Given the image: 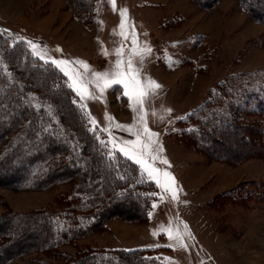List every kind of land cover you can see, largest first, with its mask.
<instances>
[{
    "label": "rangeland",
    "instance_id": "1",
    "mask_svg": "<svg viewBox=\"0 0 264 264\" xmlns=\"http://www.w3.org/2000/svg\"><path fill=\"white\" fill-rule=\"evenodd\" d=\"M94 10L88 25L66 0H0V32L14 33L35 57L67 73L91 128L111 153H120L113 145L134 141L146 126L157 157L150 166L174 177L178 195L173 199L135 163L158 188L147 222L115 218L106 230L61 250L161 249L165 264H264V159L236 166L211 161L170 135L225 76L264 67V25L252 21L236 0H223L211 11L190 0H97ZM118 61L125 72L131 61L145 87L149 81L160 86L148 91L142 111L132 110L123 84L105 88L106 78H96L111 77ZM237 186L249 194L248 203L215 204L216 196ZM70 191V185L2 189L0 215L62 210L60 197ZM34 258L16 264H33Z\"/></svg>",
    "mask_w": 264,
    "mask_h": 264
},
{
    "label": "trees",
    "instance_id": "2",
    "mask_svg": "<svg viewBox=\"0 0 264 264\" xmlns=\"http://www.w3.org/2000/svg\"><path fill=\"white\" fill-rule=\"evenodd\" d=\"M66 1L76 17L91 24L97 0ZM190 1L211 11L223 0ZM236 1L264 25V0ZM170 135L211 161L236 166L264 159V69L225 76ZM57 185L71 186L60 197L62 210L0 215V264L28 255L36 257L33 264H165L161 249L61 250L106 230L115 218L147 222L158 188L138 165L100 141L65 75L35 57L25 40L2 31L0 190ZM239 186L213 201L248 203L249 194Z\"/></svg>",
    "mask_w": 264,
    "mask_h": 264
},
{
    "label": "snow or ice",
    "instance_id": "3",
    "mask_svg": "<svg viewBox=\"0 0 264 264\" xmlns=\"http://www.w3.org/2000/svg\"><path fill=\"white\" fill-rule=\"evenodd\" d=\"M122 15V23H121V29L124 28V22L123 17L125 13H121ZM36 45H32L33 50L36 49ZM43 58V57H41ZM51 63L56 64L59 66V64L64 63L63 61L57 62V61H51ZM116 68L118 69L115 73L111 75V77H108V74H104V76H100L97 74V80L99 79H105V88L110 87L112 85L116 84H123L124 88L126 89L125 95L128 96L129 100L131 101L132 110L135 112L137 110V107L139 106L142 111V105L144 102V99L146 98L148 91L152 90L153 92L159 89V85L155 84L153 82H148V87H145V85L138 79L137 70L132 67L131 61L128 63V69L127 72H125L121 68V62L118 61ZM67 75V73H65ZM101 92L104 91V88L100 89ZM81 91H86V89L83 88L82 82H81ZM138 119L141 121L142 124L145 123V115H140ZM127 131L129 134L132 133L131 128H127ZM135 140L131 142H123L118 149H116V145L114 144L113 147L115 150H118L121 154H123L126 158L132 160L134 163L141 166L142 170L147 173V175L154 179L157 186L161 187L164 192H170L173 199L177 198L178 192L174 187L175 181L174 177H172L167 172H161L159 169L150 166V164H153L157 157L155 155L151 154V143L150 139L152 134L149 132L148 128L145 126L143 127L142 131H138L135 134ZM143 137H148L147 140L142 139ZM148 157V162H146L145 157ZM163 163H167L166 160L162 161ZM161 177H163V182H161ZM155 207V205H154Z\"/></svg>",
    "mask_w": 264,
    "mask_h": 264
},
{
    "label": "crops",
    "instance_id": "4",
    "mask_svg": "<svg viewBox=\"0 0 264 264\" xmlns=\"http://www.w3.org/2000/svg\"><path fill=\"white\" fill-rule=\"evenodd\" d=\"M192 65H194V63H192ZM260 69H264V67H262V68H259V69H253V70H251V71H245V72H252V71H257V70H260ZM201 104V103H200Z\"/></svg>",
    "mask_w": 264,
    "mask_h": 264
},
{
    "label": "bare ground",
    "instance_id": "5",
    "mask_svg": "<svg viewBox=\"0 0 264 264\" xmlns=\"http://www.w3.org/2000/svg\"><path fill=\"white\" fill-rule=\"evenodd\" d=\"M193 63V62H192Z\"/></svg>",
    "mask_w": 264,
    "mask_h": 264
}]
</instances>
